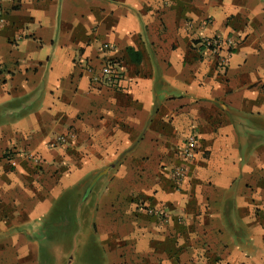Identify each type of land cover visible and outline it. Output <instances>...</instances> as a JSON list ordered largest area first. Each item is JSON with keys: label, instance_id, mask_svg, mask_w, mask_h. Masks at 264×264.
I'll list each match as a JSON object with an SVG mask.
<instances>
[{"label": "crops", "instance_id": "0c3cea01", "mask_svg": "<svg viewBox=\"0 0 264 264\" xmlns=\"http://www.w3.org/2000/svg\"><path fill=\"white\" fill-rule=\"evenodd\" d=\"M0 5V264H264V0Z\"/></svg>", "mask_w": 264, "mask_h": 264}, {"label": "built area", "instance_id": "2783aa9c", "mask_svg": "<svg viewBox=\"0 0 264 264\" xmlns=\"http://www.w3.org/2000/svg\"><path fill=\"white\" fill-rule=\"evenodd\" d=\"M1 16H2V8L0 5V24H2L3 22ZM235 44L236 42L232 38L224 40L222 38L215 37L197 42L195 46L210 52L212 55H219L220 52L225 48L227 51L230 52V50L234 48ZM219 60H220L219 65L221 69L226 68V66L228 65V59L225 57L222 58L219 57ZM89 71L91 72L92 69H89ZM122 78H123V73L121 71V68L117 67V65L115 64L107 63L101 69L100 73L98 75L93 76L92 79L94 80V82L106 83L108 85L119 88ZM74 137L75 135L72 133L59 136L56 140L58 147L65 145L68 146L74 140ZM196 149H197V139L195 136H191L188 138L185 147L182 149L180 153L181 158L185 161L194 159L196 155ZM11 165L16 166V162L12 160ZM171 176L177 184L181 185L187 179V170L185 166L180 165L174 167L171 170ZM149 213L152 215H159L161 217L165 216V213L162 210H149Z\"/></svg>", "mask_w": 264, "mask_h": 264}, {"label": "rangeland", "instance_id": "374dc122", "mask_svg": "<svg viewBox=\"0 0 264 264\" xmlns=\"http://www.w3.org/2000/svg\"><path fill=\"white\" fill-rule=\"evenodd\" d=\"M94 262V261H93ZM100 262V261H99Z\"/></svg>", "mask_w": 264, "mask_h": 264}]
</instances>
